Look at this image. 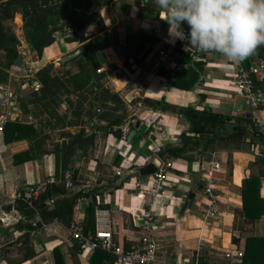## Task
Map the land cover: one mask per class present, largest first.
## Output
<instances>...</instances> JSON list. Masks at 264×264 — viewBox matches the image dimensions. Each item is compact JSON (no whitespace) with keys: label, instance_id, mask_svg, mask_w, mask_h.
<instances>
[{"label":"crops","instance_id":"0c3cea01","mask_svg":"<svg viewBox=\"0 0 264 264\" xmlns=\"http://www.w3.org/2000/svg\"><path fill=\"white\" fill-rule=\"evenodd\" d=\"M99 13L108 36L116 42L103 51L106 64L100 71L112 69L104 72L107 74L105 86L120 97L129 120L132 116L136 119L128 139L104 133L105 122L97 119H93L92 127L89 122L80 127L85 136H94L93 141L84 152H78L73 163L75 176L70 186L62 187L66 195H54L47 207L52 209L56 201L66 196L78 193L82 196L72 206L70 220H43L40 215H35L34 221L41 224L32 236L35 256L20 264H117L113 254L103 249H82L72 237V225L81 227L85 234L90 232H85L84 227L93 194L95 215L102 213L113 245L122 249L124 245L140 247L144 234L153 236L156 250L152 264H247L244 262L246 238L264 239V161L261 162L257 155L262 142L249 143L247 138L241 144L225 146L219 142L207 144L200 138L199 145L191 146L193 149L187 152L185 159H168L173 164L163 184L164 196H159L153 203L156 193L152 190L151 176L125 174L145 166L152 158L165 161L159 157V151L168 144H178L180 135L190 132L192 127L180 111L182 108L206 109L236 118L252 117L256 125H264V107L252 111L246 106L233 84L235 63L216 52H206L202 57L194 55L191 62H197L200 74L192 89L172 87L174 73L194 67L186 63L188 60L184 63L183 58L201 50H187L190 47L187 40L174 38L169 33V24L161 19V10L151 0H146L143 7L138 0H113ZM182 28L188 31L186 24ZM96 31V26L91 24L82 34L93 36ZM72 35L70 29L55 32L54 42L40 55L21 40L22 53L19 52L17 60L8 69L9 78L5 84L14 88L18 80L27 75L29 67L33 68L32 77L47 64L56 67L63 56L78 48L77 43L67 42ZM128 37H134V42L130 49L132 53L124 64L126 58L120 43L124 44ZM168 49L171 51L166 57L159 55L160 51ZM247 59L251 68H257L252 75L259 83L258 93L264 100V68L258 67L264 64V45L258 46ZM139 100L142 105L135 111L134 106ZM17 112L22 120L9 121L0 134V240L7 237L10 241H15L24 232L13 228L22 218L19 211L13 209L17 192L26 186L40 187L43 192L48 184H61L57 180L49 182L56 174L53 153L45 154L41 159H24L32 137L18 126L35 129L36 122H26L28 114H23L20 108ZM60 112H67L65 105H61ZM79 130L73 127L55 131L50 133V139L52 143L67 142L68 133L77 134ZM248 135H252L250 128ZM52 143L46 141L43 148L50 150ZM199 157L214 159L221 165L216 174L215 189L219 216L206 223L200 219L206 200L198 172ZM250 178H255L259 184L252 181L245 188V182ZM150 208L152 220L148 229H144L142 223ZM5 228H9L10 235L2 234ZM252 255L254 258L248 264H264V240L252 247ZM17 261L4 256L0 258V264H17Z\"/></svg>","mask_w":264,"mask_h":264},{"label":"trees","instance_id":"16d2710c","mask_svg":"<svg viewBox=\"0 0 264 264\" xmlns=\"http://www.w3.org/2000/svg\"><path fill=\"white\" fill-rule=\"evenodd\" d=\"M111 1L113 0H0V53H2L0 56V85L7 83L8 69L17 60L21 48V40L15 31L5 24L6 21H12L16 15H19L22 21L23 41L38 55L54 42V33L62 29L72 30L73 35L67 39V42L77 43V49H80V54L64 66L57 68L52 63L44 66L34 76L39 83L38 89L36 91L28 89L20 94L19 108L23 114L31 115L36 121L35 129L32 126H18L28 131L32 137L31 147L24 155V159H41L43 155L53 153L56 168L55 179L61 184H48L45 190L31 202V205L23 200H15L13 209L19 211L22 218L13 228L14 231H24L20 237L12 241L20 255L17 264L35 256L32 236L34 231L41 228V224L34 221L35 215H40L43 220L48 218H56L63 222L65 218L70 220L72 206L76 199L82 196L81 193L66 196L56 201L52 209L49 210L47 207L54 195L58 193L66 195L62 188L65 184L61 182L63 173L69 171L71 179L74 178L73 163L78 158V152H84L93 141L94 136H85L84 130L80 127L88 122L92 127L93 119H97L105 122L102 128L104 133H112L120 137L121 133L118 128L129 120V114L120 97L105 86L107 74L100 71L106 64L104 49L116 43L108 36L99 13L100 9ZM91 24L96 26V34L85 37L82 31ZM133 42L134 37H128L124 44L120 43L121 52L126 58L124 64H127L129 53H132L130 49ZM205 53L201 50L192 56L183 58L184 63L188 60L186 63L194 67H187L181 72L174 73L170 85L182 90L192 89L198 80L200 66H197V62L191 61L194 55L202 57ZM135 61L138 59L136 58ZM241 62L244 68L250 69L247 58ZM251 78L255 90L258 91L259 83L252 74ZM110 103L112 106L109 105ZM61 105L66 106L67 112L64 114L60 112ZM180 111L186 115L192 127L190 132L180 135L178 144H168L159 151V157L165 161L185 159L187 152L193 149L191 146L199 145L200 138L205 139L204 142L207 144L214 145L219 142L225 146L241 144L247 138H249V143L262 142V134L252 117L224 116L210 110H198L193 107L182 108ZM73 127L79 128V133H68L67 136L70 138L67 142L52 143L50 150L43 148L51 137L50 133ZM248 128L252 131L250 136ZM194 134L197 137H194ZM199 153L202 156V152ZM197 161L200 164L205 159L199 157ZM260 161L263 162L264 157H260ZM252 181L259 184L258 180L250 178L245 182V188ZM91 204L86 210L85 232L94 231V194ZM2 234L10 235L9 228H5ZM263 240L246 238L245 263H251V258H254L252 247ZM124 246L123 249L120 248L123 252H128L133 248Z\"/></svg>","mask_w":264,"mask_h":264},{"label":"built area","instance_id":"2783aa9c","mask_svg":"<svg viewBox=\"0 0 264 264\" xmlns=\"http://www.w3.org/2000/svg\"><path fill=\"white\" fill-rule=\"evenodd\" d=\"M140 6H144L146 0H138ZM154 3V0H151ZM184 32L187 34V30L183 28ZM20 53L21 48H20ZM171 49L160 51L159 55L166 57L170 53ZM235 76L233 80L234 87L243 96L245 104L252 111H256L261 107H264V100L261 99V95L254 88V83L251 78L257 68L246 69L244 68L242 62L235 63ZM259 68H264V64H260ZM106 73L111 72V67L103 70ZM33 68L29 67L26 76L22 77L16 83L14 88H10L7 84L0 85V134L3 133L6 124L11 121H21L22 118L19 116L17 110L19 108V98L20 94L25 90L36 91L39 87L38 82L32 77ZM142 103L139 100L135 106L134 110L140 109ZM99 112V110H97ZM25 121L28 123H35V119L28 115L25 117ZM258 128L262 134V144L260 145L257 155L259 157H264V125L259 123ZM116 128H114L115 130ZM121 132L123 139H128L130 136L129 121H127L123 126L118 128ZM173 162L171 160H166L161 162L158 171L151 176L153 183V192L156 193L152 203L156 201L159 196H164L163 194V184L166 180L167 171L172 167ZM221 165L218 161L214 159H209L201 162L199 164L198 172L203 180L202 192L206 200V208L200 212V219L206 223L211 220H215L219 216L218 208V198L215 194V189L217 187V177L216 174L220 171ZM119 174V172H117ZM63 182L66 186H70L71 183V173L65 171L63 173ZM50 183L56 182L55 178H50ZM41 193V188L36 186H26L23 191L17 192L15 195L16 199L23 200L28 205L37 198ZM153 213L150 208V212H146L145 220L142 223V228L148 229V224L152 220ZM72 237L80 245L82 249L88 251H94L96 249H103L116 257L117 264H152L155 261V250L156 242L153 236L149 233L144 234L141 238V246L133 247L132 250L128 252H123L119 247L113 245L110 229L107 226L102 213H97L95 215V226L94 232L83 233L81 227L77 225L71 226Z\"/></svg>","mask_w":264,"mask_h":264},{"label":"clouds","instance_id":"9594fccd","mask_svg":"<svg viewBox=\"0 0 264 264\" xmlns=\"http://www.w3.org/2000/svg\"><path fill=\"white\" fill-rule=\"evenodd\" d=\"M169 33L239 63L264 45V0H154ZM188 26L187 34L182 25Z\"/></svg>","mask_w":264,"mask_h":264},{"label":"water","instance_id":"95a60500","mask_svg":"<svg viewBox=\"0 0 264 264\" xmlns=\"http://www.w3.org/2000/svg\"><path fill=\"white\" fill-rule=\"evenodd\" d=\"M79 54H80V49L74 50L73 52L63 56L59 60L58 65L64 66L65 64H67L71 60L75 59ZM248 116H251V115L248 114ZM135 119L136 118L134 116H132L130 118V120H129V127L130 128L133 127ZM160 165H161V161L158 158H152L150 160V162L147 163L145 166L134 168V169L128 171L125 174V176H128L129 174H132V173H138L141 177L153 176L158 171Z\"/></svg>","mask_w":264,"mask_h":264},{"label":"rangeland","instance_id":"374dc122","mask_svg":"<svg viewBox=\"0 0 264 264\" xmlns=\"http://www.w3.org/2000/svg\"><path fill=\"white\" fill-rule=\"evenodd\" d=\"M5 24L11 26L17 37L23 40L22 21L19 15H16L12 21H6ZM58 66L57 64L56 67L58 68ZM47 142L52 143V140L49 138ZM10 240L7 237H3V239L0 240V258L5 256L12 260H18L20 255L17 253V247L13 245Z\"/></svg>","mask_w":264,"mask_h":264}]
</instances>
